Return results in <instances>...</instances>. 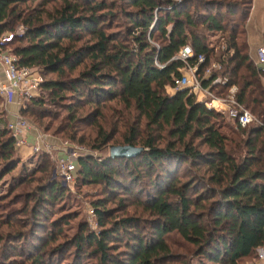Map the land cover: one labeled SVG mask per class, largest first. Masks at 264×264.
I'll return each instance as SVG.
<instances>
[{
  "label": "trees",
  "instance_id": "16d2710c",
  "mask_svg": "<svg viewBox=\"0 0 264 264\" xmlns=\"http://www.w3.org/2000/svg\"><path fill=\"white\" fill-rule=\"evenodd\" d=\"M251 2L0 0V36L12 34L3 45L18 65L43 78L37 94L18 114L49 116L47 109L42 111L45 101L55 102L67 92L70 119L94 129L93 148L111 141L116 122L122 131L111 145L143 148L131 158L76 159L77 181L102 186L106 198L91 201L98 231L80 223L65 239L70 214L50 220L54 211L47 206L70 194L67 185L52 177L46 153L32 170L22 165L6 194L0 195V225L22 228L6 230L0 264H84L86 258L94 260L87 264H190L191 256L198 264H243L255 257V249L264 243V66L248 53L244 23ZM17 23L24 28L19 35L12 32ZM211 34H218L217 42L209 41ZM185 45L193 52L186 62L196 66L200 86L219 97L235 86V101L250 110L255 121L240 127L226 114L195 101L187 88L174 87L184 63L173 57ZM197 55L204 59L196 64ZM212 63L217 67L211 68ZM50 74L54 78L46 77ZM84 105L93 109L76 119ZM224 118L233 123V136L221 131ZM163 130L174 140L160 145ZM192 137L204 151L188 140ZM15 149L0 110V174L20 162ZM128 164L135 176L124 185L115 176ZM187 164L202 173L192 169L180 182L178 169ZM135 166H143L149 180L152 172L155 177L150 181L154 193L143 199L134 191L139 186ZM35 173L42 174L44 183L29 190L32 206L12 213L7 196L30 186ZM120 190L152 217L150 237L139 231L133 216L105 226L111 211L104 200H115ZM171 234L185 245L187 256L171 251L166 242Z\"/></svg>",
  "mask_w": 264,
  "mask_h": 264
},
{
  "label": "rangeland",
  "instance_id": "374dc122",
  "mask_svg": "<svg viewBox=\"0 0 264 264\" xmlns=\"http://www.w3.org/2000/svg\"><path fill=\"white\" fill-rule=\"evenodd\" d=\"M248 19V20H247ZM254 19L253 18H246V21L244 23V29L246 37L249 35V40L251 42V39L253 36H256V29L254 26ZM24 30L23 26L17 23L12 32L14 33H22ZM208 39L210 42H217L218 41V34H211ZM8 53L11 54L9 47H6L5 45H2L0 47V53ZM12 55V54H11ZM251 57L254 61H256V54L253 50ZM211 68H214L213 63L210 65ZM209 71V69H208ZM40 75V74H39ZM41 80L43 79L40 75ZM47 78H54V75L50 74L46 76ZM172 89H169L168 92H170ZM236 90V89H235ZM172 92V91H171ZM235 93V92H234ZM194 96L195 101L201 102V95L200 93H192ZM213 94V93H212ZM66 96H64L61 99H57L55 102L51 101H45V104L42 106L43 109H47L49 111V116L42 117L40 119L34 118L32 115L30 116H21L18 114V110L20 107L26 103V101H23L22 104H18L15 102L16 111L12 113H16L17 116L25 121L28 129L27 134L32 135L35 137V141L32 142V146L37 145L38 150L33 151L31 149V152L28 155H25L23 158H21L17 152V147L15 149L16 155L19 158V163L10 170L6 174H0V195L6 194L8 188L10 187V184L13 182L15 178L19 176V173L21 172L22 165H24L25 170H32L35 167V163H38L40 161L39 156L41 153H46L47 160L49 163L48 169L51 170V175L53 178L57 179L55 176L54 168H55V160L62 157L63 159H69L75 164V172L72 174V180L68 183H62L63 185H67V188L69 190V195L67 197H64L60 201L56 202L54 206L49 205L47 206V209L49 211H54V213L48 212L49 219H54L58 215L62 213H69L70 216H68V224H66L63 230V233L65 236H63V239L68 238L74 231L77 224L85 223L88 230L97 232L99 229V226L97 225V220L93 212V207L91 205V201L95 200H101L106 198L105 192H103L102 186L98 184H92L87 183L84 185H81L77 181V163L76 159L81 156H91L94 159L101 160L104 157L108 156V147L113 144L117 138L118 133L122 131V128L119 126V123L117 124V131L112 132V139L111 141L101 146L97 149L92 147V137L94 135V129L91 126V124H86L80 122V120H74L72 121L70 119V116L72 115L71 112L66 110V105L72 101L69 94L65 92ZM214 95V94H213ZM216 96V95H215ZM222 98H225L223 96ZM209 99V98H208ZM7 104L4 103L3 100L0 102V110L3 111V114L5 115V121L6 124L9 120H11V114L9 111H7ZM212 108V107H210ZM93 108L90 105H84L82 108L77 111V114H75V118H82L84 117L87 112L91 111ZM117 110H119V106L116 107ZM214 109V108H213ZM246 109V108H244ZM215 110V109H214ZM248 111V109H246ZM217 111V110H216ZM223 114H226L223 111H219ZM252 117V113L250 110L248 111ZM68 114V115H67ZM114 122V120H113ZM115 123V122H114ZM224 123L226 127L222 128L221 131H223L225 134L229 136H233V123L228 120L227 118H224ZM66 134L73 135L75 137V140L70 139L69 137H66ZM111 134V131H110ZM160 136L162 139L160 140V145H163L167 142H172L174 139L167 133L166 130H163L160 132ZM92 138V139H91ZM79 139H82L83 142H79ZM192 140L194 144L198 146V148L202 151L205 150L204 146H200L199 140L196 138H188V140ZM85 140V141H84ZM23 167V168H24ZM132 166L128 164L127 168H120L118 170V175L115 176L116 179L122 181V183L125 185L127 183L128 178H132L135 174L132 171ZM192 169L196 170L197 173H200L196 167L190 166V165H181L178 169L177 177L179 178L180 182L187 179V176L192 173ZM1 170V166H0ZM135 170L137 171L136 175H138V184L139 186H135L134 191H138L137 194L140 197V199L145 198V195H152L154 193V190L151 188L150 181L154 179L153 172L150 175L151 180L148 179V176L145 174V168L143 166H135ZM202 173V172H201ZM41 173H35L34 177H36L35 180H32L30 182V186H25L23 188H18L12 191L10 195L7 196V202L11 212L13 210L20 209H29L32 206V194L29 190L31 187H34L36 185L44 183V181L41 180ZM135 176V175H134ZM189 177V176H188ZM150 178V177H149ZM123 191H118L115 195V200H104V207L105 209H110L111 211V218L106 220L105 226L109 225L111 222L116 221L118 219H122L125 217H137L139 220V231L144 232L146 237H150L149 235V227L148 223L151 220V216L148 215L145 211L141 209L139 205H136L134 203V197L131 195H128L126 193H122ZM120 200V202H119ZM6 209V208H5ZM0 209V211H2ZM18 211V210H17ZM14 213V212H12ZM1 217V213H0ZM22 217V216H20ZM16 229H22L19 227L14 228V226H4L3 224L0 225V248L1 241L5 239V233L6 230L14 231ZM166 242L169 245L172 252L176 254H181L187 256V252L183 247L185 246L182 241L175 235L171 234L166 237ZM118 250H124L123 246H118ZM70 257V256H69ZM68 257V258H69ZM86 258V257H85ZM188 262L190 264H198L196 257H189ZM251 261V260H250ZM94 262L93 259L86 258L84 261V264ZM246 262H249L246 260ZM28 264V263H26ZM245 264V262H243Z\"/></svg>",
  "mask_w": 264,
  "mask_h": 264
},
{
  "label": "built area",
  "instance_id": "2783aa9c",
  "mask_svg": "<svg viewBox=\"0 0 264 264\" xmlns=\"http://www.w3.org/2000/svg\"><path fill=\"white\" fill-rule=\"evenodd\" d=\"M19 35L20 33H14ZM12 37L11 33H5L0 36V46L9 41ZM193 56V52L188 45L183 46L173 57L184 63L181 74L174 80L175 88H187L191 93H200L201 102L208 107H212L217 111H223L238 126L244 127L248 123L255 121V118L239 105L233 95L235 86H231L225 98L213 95L208 88H202L196 77V66L189 65L186 61ZM196 64L203 61L202 55L195 57ZM257 64H264V46L256 49ZM214 67H217L213 63ZM0 67L3 75H0V97L4 103H9L16 98L19 104L27 101L30 97L37 94V87L40 84L41 77L38 73L27 66L18 65L16 58L8 53H0ZM208 73V69L205 70ZM209 98V99H208ZM7 128L14 137L16 146H20L25 141L27 134V125L25 121L20 119L17 114L14 115L12 121L7 122ZM33 151L38 150L37 145L32 146ZM55 176L61 183H68L72 180V174L75 172V164L69 159L60 157L55 160L54 168ZM245 264H264V243L255 249V257Z\"/></svg>",
  "mask_w": 264,
  "mask_h": 264
},
{
  "label": "crops",
  "instance_id": "0c3cea01",
  "mask_svg": "<svg viewBox=\"0 0 264 264\" xmlns=\"http://www.w3.org/2000/svg\"><path fill=\"white\" fill-rule=\"evenodd\" d=\"M247 17L254 19L253 21H254V26H255V29H256V36L252 37L251 42L249 40V35H247V37H246V42H247V46H248V53H249V55L251 57V54H252L253 50L255 51V54H256V49L258 47L264 46V37H263V30H264V0H252L251 7H250V10H249V13H248ZM255 62L256 61H254V63ZM258 65L264 66V64H258ZM0 75H3L2 71H1V67H0ZM263 84H264V81H263ZM15 102L18 103L16 101V98L7 104L6 108H7V111H9L10 113L16 111L15 110L16 109ZM15 114L16 113H12L11 114V118L12 119L9 120V121H12L14 119V115ZM25 141H26V143H24V144H22L20 146H16L17 147V152H18V154H19V156L21 158H23L25 155H28L31 152L32 142L35 141V137L32 136V135L26 134L25 135Z\"/></svg>",
  "mask_w": 264,
  "mask_h": 264
},
{
  "label": "water",
  "instance_id": "95a60500",
  "mask_svg": "<svg viewBox=\"0 0 264 264\" xmlns=\"http://www.w3.org/2000/svg\"><path fill=\"white\" fill-rule=\"evenodd\" d=\"M143 150L142 147L131 145H110L108 147V156L110 158L125 157L131 158L137 156Z\"/></svg>",
  "mask_w": 264,
  "mask_h": 264
}]
</instances>
